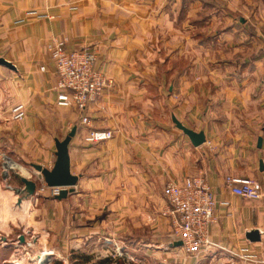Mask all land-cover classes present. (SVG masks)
<instances>
[{
    "label": "crops",
    "instance_id": "obj_1",
    "mask_svg": "<svg viewBox=\"0 0 264 264\" xmlns=\"http://www.w3.org/2000/svg\"><path fill=\"white\" fill-rule=\"evenodd\" d=\"M54 39L94 50L113 81L84 112L88 123L56 104ZM0 57L16 67L0 65V264H74L79 249L124 240L163 260L125 264H264V196L226 185L258 177L264 188V0H0ZM18 103L22 120L11 116ZM173 118L206 141L193 145ZM74 128L79 179L58 199L39 190L34 165L52 168L56 140ZM90 130L113 136L87 142ZM4 157L37 182L33 196L19 201L16 171L1 177ZM196 176L211 187L217 221L212 247L190 256L172 243L165 188Z\"/></svg>",
    "mask_w": 264,
    "mask_h": 264
},
{
    "label": "built area",
    "instance_id": "obj_2",
    "mask_svg": "<svg viewBox=\"0 0 264 264\" xmlns=\"http://www.w3.org/2000/svg\"><path fill=\"white\" fill-rule=\"evenodd\" d=\"M65 43L66 40L56 39L48 44L58 75L57 103L61 107H74L84 113L112 86L113 81L96 68V52L90 48L68 52ZM13 111V118L18 120L26 115L25 106L20 103L13 107ZM82 121L88 123L89 118L84 115ZM112 136L111 130H90L85 140L93 143ZM8 165L6 161L5 177L8 176ZM226 185L234 194L246 199L259 200L264 196L262 184L252 177L227 176ZM39 190H50L52 196H57L61 187L49 186L41 179ZM165 197L166 214L173 221L172 243L180 241V248L190 256L211 248L213 243L209 238V228L217 221V201L210 185L202 177H187L182 182L171 180L166 184Z\"/></svg>",
    "mask_w": 264,
    "mask_h": 264
},
{
    "label": "water",
    "instance_id": "obj_3",
    "mask_svg": "<svg viewBox=\"0 0 264 264\" xmlns=\"http://www.w3.org/2000/svg\"><path fill=\"white\" fill-rule=\"evenodd\" d=\"M0 65L12 70L16 69L12 62L3 57H0ZM173 119L176 126L190 137L193 145L199 146L206 141L203 131L195 132L184 126L177 118ZM75 131L74 128L63 140H56V160L52 168H46L42 165H34V168L40 173V177L47 183V185L61 187L59 194L56 196L58 199L66 197L68 192L73 190V187L77 184L79 179L77 175L71 173L68 147ZM261 145L262 138H259L258 146L260 147ZM17 175L24 184V187L16 188V192L20 195L19 201H21L23 197L33 196L36 192L37 182L22 174L17 173ZM247 237L252 241L260 239L257 229L249 231ZM174 245L180 246L181 242H175Z\"/></svg>",
    "mask_w": 264,
    "mask_h": 264
},
{
    "label": "rangeland",
    "instance_id": "obj_4",
    "mask_svg": "<svg viewBox=\"0 0 264 264\" xmlns=\"http://www.w3.org/2000/svg\"><path fill=\"white\" fill-rule=\"evenodd\" d=\"M54 40H56V39H54ZM61 40H65V39H61ZM65 49H66V43H65ZM50 56H51V54H50ZM51 58H52V56H51ZM53 62H54V60H53ZM54 64H55V62H54ZM42 67H44V66H41V68H40L41 70H43ZM55 68H56V64H55ZM56 76H57V81H58L57 72H56ZM56 84H57V82H56ZM56 84L54 86V91L56 92V104H57V106H59L58 103H57L58 89L56 88ZM20 104H23V103H20ZM23 105L25 106V104H23ZM14 106H12V108H11V116H12V118L14 116L13 113H15L13 111V107ZM59 107H61V106H59ZM25 110H26V106H25ZM25 112H26V115H27V111H25ZM80 113L82 114V117H83L84 113L83 112H80ZM26 115H25V117H26ZM13 119L14 120H18V119H15V118H13ZM6 161H7V165L8 164L12 165V167H10V168L7 167V169H8L7 173L10 176L13 174L14 171H16L19 174H22L20 172V171H22V166H20L19 164H16L15 162H13L11 160H7V158H5V157L3 159V163H2V167H1L2 173L5 171L4 164L6 163ZM30 175L31 174H28V176H30ZM24 176L28 177L27 174L24 175ZM1 177L4 178L5 176H1ZM196 177H200V176H196ZM28 178H31V177H28ZM252 178L257 180L259 183L262 182V180L260 178H258V177H252ZM172 181H174V180H172ZM262 186H263V184H262ZM108 242L109 241H107V243L98 242L97 249H95L94 252L90 253L91 255H89L88 253H84L81 249H79L77 251V253H75L72 256H69L68 262L69 263H74V264H84V263H93V262H95V263H104V264H106V263H108V264H114V263L125 264V263H131V262L154 263V262L163 261L162 259L157 258L153 254H149V255L146 254L144 251H140L137 255H136V253H132L133 251L131 250V242L129 240H124L122 242V246H123L122 248L115 246L114 245L115 243L113 241L111 243H108ZM132 257H133V260H132ZM247 258L252 259L254 261H257V256L256 255H250ZM64 261H66V260L65 259L64 260L63 259L59 260L60 263H62ZM167 261H169V260H167Z\"/></svg>",
    "mask_w": 264,
    "mask_h": 264
},
{
    "label": "bare ground",
    "instance_id": "obj_5",
    "mask_svg": "<svg viewBox=\"0 0 264 264\" xmlns=\"http://www.w3.org/2000/svg\"><path fill=\"white\" fill-rule=\"evenodd\" d=\"M14 166H15V165H14ZM8 167H12V165H11V164H9V165H8Z\"/></svg>",
    "mask_w": 264,
    "mask_h": 264
}]
</instances>
